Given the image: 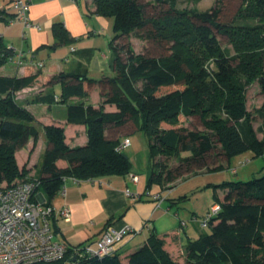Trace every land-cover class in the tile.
I'll return each instance as SVG.
<instances>
[{
  "label": "trees",
  "instance_id": "obj_1",
  "mask_svg": "<svg viewBox=\"0 0 264 264\" xmlns=\"http://www.w3.org/2000/svg\"><path fill=\"white\" fill-rule=\"evenodd\" d=\"M228 1L217 0L207 10H186L177 8V0H93L95 13L113 21V76L93 80L85 73H60L55 77L62 83L60 102L70 96L86 97L85 84L99 86L102 102L98 108L84 103L67 108V122L86 127L83 146L69 147L63 126L43 125L49 147L36 179L37 191L43 193L47 205L67 177L85 180L131 172L128 156L116 150L119 142L105 139L106 124L121 126L132 121L146 137L151 159L157 154L170 160L187 154L180 160L181 167L203 164L209 154L226 161L246 152L264 155V138L257 139L247 109L252 84L257 83L264 93V0H240L231 14L223 8ZM15 17L9 8L0 10V22ZM52 29L59 42L67 41L62 23H54ZM213 30L227 38L232 53L221 47ZM131 35L153 42L161 52L136 54L127 42ZM15 52L0 37V68ZM206 61H214L215 68H206ZM34 79L0 76V184L31 179L25 167L18 168L15 153L30 138L36 140L38 127L15 93ZM68 79L77 83L69 85ZM54 100L53 93L33 99ZM105 105L115 106L116 111L104 112ZM179 116H199L205 130L183 127ZM58 161L65 166H58ZM180 165L173 171L164 163H154L147 186L162 188L182 174ZM214 188L225 189L215 200L220 209L202 227L203 233L186 242L183 262L167 251L166 236L155 232L123 258L116 250L102 258L74 261L69 248L66 259L74 264H264V175ZM198 221L201 224L202 218Z\"/></svg>",
  "mask_w": 264,
  "mask_h": 264
},
{
  "label": "crops",
  "instance_id": "obj_2",
  "mask_svg": "<svg viewBox=\"0 0 264 264\" xmlns=\"http://www.w3.org/2000/svg\"><path fill=\"white\" fill-rule=\"evenodd\" d=\"M12 1L0 0V10L8 9ZM28 18L31 23L37 24L39 29L26 28L19 20L12 23L0 22V37L4 44L12 47L13 50L22 51L25 59L21 66L5 63L0 68V76L17 78L35 76L29 86L15 93V99L34 117L38 127V136L36 140L30 138L22 149L16 151L15 157L22 155L23 160L20 163L17 161V164L20 169L26 168L28 178H39L40 162L49 147L43 125L63 126L66 144L69 147L83 146L87 143L86 127L83 124H69L67 108L69 105L77 103L98 108L102 102L99 86L95 85L89 88L86 84L84 88L89 90L86 97L70 96L65 102H60L62 83L55 77L60 73H85L89 79L93 80H99L102 76H113V53L110 42L114 32L112 19L95 13L93 0H30ZM54 23H62L66 29L68 33L66 42H59L55 38L52 29ZM131 36L127 42L133 46L134 41ZM138 38L145 41L144 44L156 46L153 42L140 36ZM66 83L74 85L77 82L68 79ZM254 86L256 87L255 98H263L264 93L260 92L257 83L252 84L248 91ZM48 93L54 94V102L33 101L37 95ZM254 108L257 110L253 112L252 126L257 139L261 140L264 138V109ZM114 111H116L115 106H104V112ZM259 113L263 114L262 118H259ZM162 127L170 128L165 124ZM104 137L106 140L117 142L125 138L131 140L130 146L122 152L128 156L132 165L130 173L137 175L138 181L133 182L129 177L130 173L85 180H77L72 177L64 179V196L58 194L48 202L49 205L57 209L67 206L70 210L68 222L59 218L52 220L51 227L55 232V239L65 243L69 248L84 245L95 246L106 228L121 229L124 226H129L136 231L135 235L123 241L116 248L123 258L142 246L150 232L160 234L162 229H168L167 231L170 232L160 234L166 236L167 251L172 257L173 254L170 251L172 248L183 255L186 242L197 238L205 231L198 221L199 214L197 215L196 210L193 209L187 218H183L177 211H174L178 207L177 204L181 202L180 200L186 198V196L177 198L178 200L171 198L173 194L171 188L175 184L167 191H163L158 185L147 186L155 161L151 159L146 137L132 121H126L121 126L106 124ZM245 154L254 156L252 152ZM182 155L187 156V154ZM242 155L235 158L242 157ZM258 157H264V155ZM207 158L210 160L209 162L206 161ZM232 159L226 161L222 156L209 154L203 161L201 169L203 171L186 177V179L198 175L209 179L213 176H222L224 180H208L209 182L204 184L207 188L213 189V205L216 203V197L222 196L225 192V189L214 188V185L234 181L224 176L228 170L231 175L238 176L235 168L231 169ZM57 164L60 167L65 166L62 161H58ZM180 168L186 170L188 167L180 165ZM185 175L182 172L175 179L178 180ZM159 194L166 197L157 206L155 196ZM35 201L46 203L40 190L35 193ZM187 221H190L189 228H187Z\"/></svg>",
  "mask_w": 264,
  "mask_h": 264
},
{
  "label": "built area",
  "instance_id": "obj_3",
  "mask_svg": "<svg viewBox=\"0 0 264 264\" xmlns=\"http://www.w3.org/2000/svg\"><path fill=\"white\" fill-rule=\"evenodd\" d=\"M29 5L30 0H13L8 8L15 12V20L22 21L26 28L39 29V26L31 23L28 18ZM24 62L22 51H16L8 59V63L17 66L23 65ZM130 144L131 140L125 138L117 144L116 150L123 151ZM129 177L133 182L138 181L137 175L130 173ZM38 186L39 180L36 178L15 180L10 185L2 183L0 186V264H74L66 259L69 247L55 239L56 235L51 227L52 220L56 218L68 222L70 210L67 206L57 209L35 201ZM126 192L129 195L128 190ZM58 194L64 196L63 186ZM165 197L160 194L155 196L157 206ZM219 209V204H213L202 218L201 226L206 227ZM135 233L129 226L121 229L108 227L95 246L72 247L73 252L69 257L76 261L83 257L102 258L112 255L119 244L133 237Z\"/></svg>",
  "mask_w": 264,
  "mask_h": 264
},
{
  "label": "rangeland",
  "instance_id": "obj_4",
  "mask_svg": "<svg viewBox=\"0 0 264 264\" xmlns=\"http://www.w3.org/2000/svg\"><path fill=\"white\" fill-rule=\"evenodd\" d=\"M148 1H151V0H140V2L142 3H147ZM216 1L217 0H177V8L186 9V10H192V9L207 10L210 7H212L216 3ZM240 2H241L240 0H229L227 5L224 6L223 8L225 11H228V13L231 14L234 10H236L239 7ZM213 33L217 37L221 47L229 49L232 53V49H231L230 44L228 43L227 38L224 36L218 35L217 32L214 30H213ZM131 38H133V41H134L132 49L136 54L145 53V54L156 55V53H158L159 50L157 46L152 47L151 44H148V43L144 44L145 41H143L141 38H138L134 35H132ZM208 65L209 67L215 68L214 61H206L205 67L207 68ZM255 95H256V87L254 86L250 88L249 91H247V105H248L247 107L249 111L251 112L252 116H253V112L257 110L254 107H261L262 109H264V94H263V98L262 97L255 98ZM179 124L189 130H201V131L205 130L199 116H191V117L179 116ZM184 157L185 155H180L178 158L170 160V159H166L164 156L160 154H157L154 156L153 160L155 161L156 164L164 163L167 165V168L172 169L173 171H176V168L180 165V160ZM16 159H17L16 163L17 161H19L20 163L23 160L22 155L17 156ZM232 160L233 161L231 162L232 163L231 169L234 167L235 170L238 172V176L236 177V175H231L228 170L227 173H225L226 175L224 174V176L225 177L227 176L229 180H234V181L240 180V181L246 182V181L251 180L252 178H258L264 175V168H262L264 167V157H254V156H250L249 154L244 153L242 157H239L237 159L234 157ZM206 161L209 162L210 160L207 158ZM202 168H203V164H199V165L193 164L192 166L188 167L186 170L185 168H183L181 169L183 174L184 175L187 174V175L183 176L182 178L178 180L175 179L171 182H166L162 186V190L167 191L175 184L174 187L171 188V192L173 194L168 193L169 195L172 194L171 198L177 199V198L186 196L185 199L180 200L181 202L177 204L178 207L174 210V211H177L179 216L183 218H187L191 214L193 209L196 210L197 215L199 214L198 220L203 218L206 212L210 210L212 203H213L212 202V194H213L212 190L213 189H211V187L207 188L204 185L206 184L205 182H209L208 180L216 181L217 179L224 180L222 179L223 178L222 176H213L211 179H209L203 175H198L196 177H190L186 179V177H189L194 174H199L200 172H202L203 171L201 170ZM1 185L2 184H0V186ZM197 186H201V187L198 188ZM187 222H188L187 228H189L190 221H187ZM177 225L178 224L176 223V226ZM167 230L168 229H162V231H160L159 233L164 234L166 232H170ZM206 231L209 232L208 227L206 228ZM170 251H171V254H173V257H175L178 261L183 262L182 255L179 254L178 250H175L174 248H172Z\"/></svg>",
  "mask_w": 264,
  "mask_h": 264
}]
</instances>
